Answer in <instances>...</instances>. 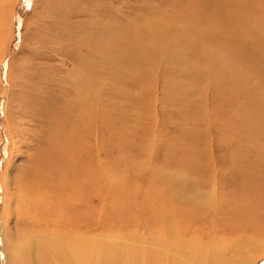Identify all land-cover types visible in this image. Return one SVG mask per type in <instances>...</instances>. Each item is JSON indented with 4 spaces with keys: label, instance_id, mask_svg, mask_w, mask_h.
Here are the masks:
<instances>
[{
    "label": "rangeland",
    "instance_id": "rangeland-1",
    "mask_svg": "<svg viewBox=\"0 0 264 264\" xmlns=\"http://www.w3.org/2000/svg\"><path fill=\"white\" fill-rule=\"evenodd\" d=\"M262 1L263 0H0V230L2 228L6 231L8 236L16 238L21 232V234H23L24 228H28L29 231L34 227H27V225H30V222H28L29 220L27 217H22V215L19 214L15 200L20 193L25 192L22 190L24 183L29 186V181L27 179L32 176V170L34 169L39 171L43 176H66L74 184H78L79 181L81 182L80 178H84L85 181L87 179L86 182H89L91 186L88 187L87 185H84V189L88 187L87 189L92 191L94 188L92 191L93 194L98 191L102 192L103 196H106L112 186L108 183H103V179L110 177L115 187L119 189L122 188L121 190H124L125 192H134L137 189L145 190L149 188H157L156 181H158L160 175L157 174L156 170L165 167V171H178L179 163H190L192 166L194 163H197L194 165L196 168L193 166L192 169L193 176L199 177L203 181L206 180L204 182L206 183L210 179L212 180V173L210 170L207 171V173L204 172L205 169L202 166V163L212 159L215 161L217 168L223 167L226 170L228 168V171H226L227 173L224 174V176L219 177L220 174H217L219 184L218 193L220 197L219 199H216L223 202L219 207L225 209L227 206L225 201L227 200H230V202L232 200H237L236 203L240 206V208L236 209L235 213H232L233 215L228 213L223 216V219L227 220V225L225 222V224H219L218 231L220 232H216L218 233L217 236L216 234L211 233L214 237L216 236L218 239L220 238V240L221 237L223 238V241H218V249L220 253L222 252L224 256L226 254V257L232 261H239L240 257L245 258L247 264H252L258 259V257L263 256L264 124L254 127V130L255 128L257 129L256 131L248 129V132H254L257 135L260 134V137L254 139L255 145H249V147L253 148L251 149L252 151H248V149H240V147L234 148L238 145L235 141L236 136H241L240 138L244 139V129L241 128V125H234L237 127L236 131L231 130L232 125L226 126V129H228L229 132L228 135L221 132L219 133V130L216 132V129L209 127V123L212 122L215 125L217 118L219 117H223L227 123H232L234 120L233 117L232 120L228 118L232 103L231 101L228 102V97L233 96L234 91L232 92L228 82H225L226 80L222 79L226 73L224 74L222 71L223 64L221 61L227 60L229 63V69L232 65L236 66L239 72L247 75L248 78H251L250 80L252 83L256 85L259 84L264 90V74H260L256 71V58L250 61L249 59L239 57L238 54H236V59H234V55L227 54L225 48L226 44H230L231 42L238 48L242 49L238 44L239 42L241 43L242 40L249 42L250 44V46L247 45L250 53L249 56H257V54L253 53L251 46L252 48L255 47L258 49L257 52H259V55L264 54V39L257 33L258 29L264 28V2ZM195 5H202L201 9H196V17H201V13L205 14L207 10L209 11L207 7L213 8L217 6H219V9H217L218 11L227 12V14H229L227 15L228 17L233 16L230 21L233 19L236 20L234 32L237 34L239 31L242 32L240 35L242 39L239 37V41L234 39L235 41L232 40L228 42V36L224 35L221 37L223 40L221 38H216V42H214L212 38L207 39L206 43L210 44L209 47L214 55L216 56L218 54L217 57H221L218 59L219 64L213 59L211 60L215 64H218L216 65L218 69L213 77L219 80L213 84H209L208 82L212 77L210 75L205 77L208 79L204 80L205 78L193 75L189 71V68L186 71H183V67L177 65V63H180V61H177L179 50H175L173 44L167 48L160 43L159 51L161 53L156 57L157 60L160 61H157L155 58L158 62L157 67L152 68L157 71L154 70L155 73L152 71L153 81H159L162 78L160 80L162 82L163 76L161 75L166 74L171 80H174L175 84L173 85L165 79L163 81L164 85L159 81L160 83H158L157 86L155 82V87H158V95L155 96L154 94V98H152V96L149 97L150 91L148 92V98L147 89L151 88L148 87V84L150 85L151 83L147 82L146 89L141 85L142 83L140 84L138 82L142 81L144 83V76L140 79L141 77H132L129 75L132 71L133 74H136V70H133L134 57L137 56L135 51L140 49L142 52L144 46L150 44L157 45V37H162V34H164L170 26H172V28L175 26H181L180 28L184 29V27L187 26L184 20V15L191 14L195 9ZM211 12L213 11L211 10ZM214 13H216V11H214ZM188 19L190 22L191 20L194 21L193 17H187L186 21H188ZM242 21L246 22L243 23ZM150 23L153 24L152 29H150L152 26ZM158 23L165 24L163 31L160 32L159 35L152 33V31L156 29V24ZM238 26L241 27L240 30L237 29L239 28ZM189 30L193 32L194 29L189 27ZM212 30L213 29L209 31L214 32V30ZM245 32L249 34H245ZM166 33L168 34L169 32L167 31ZM176 37L177 36L172 39L168 35V38H171L168 43H171ZM192 37L194 36L192 35ZM261 48H263V50ZM110 49H113L114 55L121 52L122 49L128 51L126 58L129 61L121 58V60L119 59L120 63L116 66H109L108 70L104 69L103 73L100 74L98 68L102 69V67L105 66L103 58L106 54L104 51H109ZM261 50L263 53H261ZM219 51H221V53ZM168 54L170 56L172 55V59H169ZM145 55H147V53ZM173 55L175 56V59ZM183 55L185 58H188L185 49ZM231 57L232 59H230ZM188 59L194 69L207 68L202 59L193 56ZM229 61H231L232 64H230L231 62ZM138 65L142 64L138 61ZM261 65H263V63L260 61L257 69L260 68ZM208 66L209 68H212L214 65L210 63ZM253 67H255V70ZM81 69L83 70V73ZM84 72H86L85 75ZM89 73L97 79V84L98 81L101 82L103 80V83L98 85L99 88L103 87L102 85L104 84V81L110 82V84L108 83L110 87L109 90L104 88V91H109V97L112 95V98H104V100H110L111 103L107 102V104L106 102H103V98L100 100L98 99L99 102L98 100L96 101L98 103H96V107L98 108V120L96 118H86V123H88L87 127L84 129L80 127L86 132L84 137L81 138V132L80 136L78 135V137H76L77 140L73 141V144L75 145L70 143L71 147L68 145V147H66L67 151L64 150L65 153L67 152V156L69 155L70 158L72 156L69 160L72 169L70 166L65 165V163H58L61 156L59 157V154L55 150L59 140L63 142L62 140L67 139V134L71 135L70 127L75 126L74 124L77 120L75 119L73 121V118L69 119L68 122L70 124L68 125L66 123L63 124V121L59 118L57 119L56 116L60 115L61 111H64L67 100L74 94L71 88L65 83H69V85L72 84L73 76L75 75L84 76L85 79L89 76ZM129 79L132 81H129ZM106 83L107 82L104 84L105 87ZM238 85L243 88L244 85H250V83H239ZM66 88H68V94H65L64 90ZM115 90H118V93L115 94ZM183 90L185 92H183ZM94 91H97V85H95L92 92L94 93ZM192 91L195 92V97L197 98L193 97L194 95L192 94ZM121 92L123 93L121 94ZM238 92L239 91H237V93ZM137 93L139 94L137 95ZM105 96L106 93L102 95V97ZM147 98L153 100L148 102ZM160 98L163 99L161 100ZM195 99L198 103L195 102ZM192 102H195L200 109L197 110ZM161 103H163V105ZM241 105L243 106H241V109L246 110L245 105L248 104ZM203 107H205L206 110ZM202 108L205 112L202 111ZM199 110L202 112L201 115H198ZM212 110L215 111V114L217 115L216 117L212 114ZM247 112L250 113L251 110L247 109ZM74 113L79 115V109L76 106L74 107ZM111 113L116 117H112ZM61 118H63V116ZM215 118L216 120H214ZM135 128L139 130H136ZM238 128H241V130ZM54 129H57V131L54 132ZM59 129H61V131H59ZM149 130H151L152 133ZM146 132L147 135L149 134V138H147ZM102 133H104V135ZM59 134H61L62 138ZM97 134L98 137L96 136ZM56 137L59 139L54 142L53 140H55ZM78 138H80V140H78ZM159 143L161 145H159ZM209 143L213 147L209 145ZM72 146H74V149ZM115 146L119 148H116ZM172 148L173 150H171ZM131 149L135 151H132ZM208 149H210V151ZM50 154L52 155L51 157L49 156ZM141 155H143V157ZM174 156L175 159L173 158ZM50 160L51 162H49ZM47 162H49V165H47ZM44 163L47 164L44 165ZM86 164H89L90 168L89 165ZM153 165H155V168ZM55 169L57 170L56 172L54 171ZM81 170L82 173L80 172ZM93 172H95L96 175ZM86 174L89 175L88 178ZM109 174L110 176H108ZM88 179L92 181H89ZM209 190L210 189L204 191L201 189L200 191L208 193ZM45 192L46 189H42L41 194H45ZM93 194L90 196L93 197ZM90 196L89 198L91 199ZM97 199L98 196L91 201L93 207L101 205L99 204V199ZM231 203L230 207H232ZM46 216L47 213L44 211L40 218H43L44 220ZM232 217H234V220H230ZM223 219H219V222ZM233 222L238 223V226L233 225ZM43 224H41L42 226L37 225L35 228L46 230L54 227L53 225ZM197 224L195 225H202V229L205 228V230L210 231L211 224L204 221L201 224ZM224 225L227 227L229 226V228L227 229ZM251 225H260L262 228L260 227L261 230L258 231V229H254ZM223 228H226L227 233H223ZM260 231L263 233L259 234ZM229 232L230 234H228ZM211 234L205 238L206 242L212 240V237L210 236ZM252 241L255 245L252 246V248L249 246L252 249L251 253H249L250 250L248 251L247 246ZM195 244H199V242L197 241ZM44 253L46 254L45 249ZM1 259H3V257ZM261 264H264V261L261 262Z\"/></svg>",
    "mask_w": 264,
    "mask_h": 264
},
{
    "label": "bare ground",
    "instance_id": "bare-ground-1",
    "mask_svg": "<svg viewBox=\"0 0 264 264\" xmlns=\"http://www.w3.org/2000/svg\"><path fill=\"white\" fill-rule=\"evenodd\" d=\"M262 2H264V0ZM214 6H216V5H214ZM218 7L219 6L213 7V8L207 7L209 9V11L207 10V12H205V14L201 13V17H198V16L196 17V9H198V10L201 9L202 5L201 6L195 5L194 6L195 9L191 14L184 15V17H185L184 20L187 24V26L184 27V29L180 28L181 26L180 27L175 26L174 28H172V26H170V28L167 30L169 32L168 34L166 33L167 32L166 31L164 34H162V37H160V36L157 37V39H158L157 45L150 44V45L144 46L142 48V52L140 51V49H137V51H135V54L137 56L134 57L133 70L134 71L136 70V74H133V71H132L129 75H131L132 77H134V76L135 77H141L140 79H142V77L144 76L146 82L144 81V83H143L142 81L141 82L138 80H136V81H138L140 84L142 83L141 85H143L146 89H147V82L151 83L150 85L148 84V87H151V88L147 89V97H148V92H150V91L151 92H150L149 97L152 96V98H154V94H155V96L158 95L157 94L158 87H155L154 84L156 82V84L158 86V83H160L161 82L160 80L162 79L161 78L159 80L160 81L159 82V81H153V78H152L153 77L152 71L155 70V69L153 70L152 68L157 67V63H158L157 61H160V60H157V58H156L161 53L159 51L160 43H162L163 46H166L167 48H168V46L173 44L175 46V50H179L178 55L177 54L176 55H177V59H178L177 61H180V63H177V65H181L183 67V69H182L183 71H186L189 68L190 69L189 71L193 75L200 77V78H205L208 75H210L212 77L209 79L210 81H208L209 84L216 83L219 80L217 78H214L213 75L216 74V70L218 69L216 65L219 64L218 59L221 57L218 58L217 53H216L217 54L216 56L214 55V53L211 51V49L209 47L210 44L206 43V41L208 38H212L214 40V42H216L215 41L216 38H221L222 35L228 36L227 37V38H229V39H227L228 42L232 41L234 39L236 41H239V37H240L242 32L239 31L241 28L239 26H238L239 28H237V29H239L238 30L239 33L237 34L234 32L236 20L233 19V20H231L232 21L231 22L230 19H232L231 17H233V16L228 17L227 15H229V14H227V12L225 13L223 11L220 12V10L218 11L217 10V9H219ZM211 10L213 12H211ZM214 11H216V13H214ZM221 13H223V14H221ZM187 17H189V18L193 17L194 21L191 20V22H190L189 19H188L189 22L186 21ZM149 22H151V21H149ZM244 22H246V21H244ZM152 23H150V24H152ZM152 27H153V24L150 27V29H152ZM163 27H165L164 23L156 24V29H154L152 31V33L159 35L160 32L163 31ZM189 27H191V29H194L193 32H191L189 30ZM211 29H213L214 32H210L209 30H211ZM246 32H245V34H249ZM257 33L260 37H262L264 39V28L258 29ZM168 35L172 39H173V37L175 38V36H177V37H176V39L171 41V43H168L171 40V38H168ZM192 35L194 37H192ZM165 42H167V43H165ZM0 43H1V40H0ZM241 43L239 42L238 44L241 46L242 49L238 48L237 46H235L231 42H230V44H226L225 48H226L227 54H232V55H234V57L236 54H238L239 57H245V58L249 59L250 61H252V59L256 58V62H257V65L255 66L256 71L260 74L261 73L264 74L263 73L264 72V68H263L264 67V54L259 55V52H257L258 49L255 47L252 48V46H251L253 53L257 54V56L256 55L249 56L250 53H249L248 48H247V45L250 46L249 42L241 40ZM243 44H244V46H243ZM156 46H158V47H156ZM263 48H261V49L263 50ZM184 49L186 50V54H187L188 58L193 56V57H196L198 59H202L206 63L205 64L203 62L204 65L207 66V68L206 69H203V68L194 69V67L191 65L190 60L188 58H185V56L183 55ZM224 51H225V49H224ZM104 52H105L106 56L103 58V61H104V64L106 67L103 66L102 69L98 68L99 69L98 71L100 74L103 73L104 69L108 70L109 66H116L118 63H120L121 58L129 61L126 58L128 55V51H126V50L122 49L121 52H119L115 55H114L113 49H110L109 51H104ZM219 52L221 53V51H219ZM146 53H147V55H145ZM261 53H263V51ZM258 55H259V58H258ZM171 56L168 54L169 59H172ZM155 58L157 61L155 60ZM174 59H175V56H174ZM212 59L215 62H217L218 64H215L213 61H211ZM230 59H232V57ZM234 59H236V57ZM259 60L263 63V65H261L260 68L257 69L259 62H260ZM138 61L142 65H138ZM221 62L223 64L222 65V67H223L222 71L224 74L226 73V75L222 79L226 80L225 82H228V84L231 87L230 89H232V92L234 91L233 96L228 97V102L229 101L232 102L231 106H230V110H229V114L231 117L228 114V118L231 120L234 118V120L232 123H227L223 117H221V118L219 117V118H217L215 125L212 122H210L209 127L216 129V132L219 130V133L221 132V133H225L226 135H228L229 132H228V129H226V126L232 125L231 130L236 131L237 127L234 125L235 124H239V126L241 125L242 126L241 128L244 129V132H243L244 139L240 138L241 136H238V137L236 136L235 141L238 143V145H236L234 148L240 147V149H248V151H252L251 149H253V148L249 147V145H255L254 139L260 137L259 136L260 134L257 135L254 132H248V129H250L252 131H256L257 129L255 128V130H254V127H258V125L264 124V90L262 87H260L259 84L256 85V84L252 83V81L250 80L251 78H248L247 75H244V73L239 72V70L236 66L232 65V66H230V69H229L228 68L229 63L227 62V60H224ZM229 62H231V61H229ZM210 63L214 65L212 68H209V66H208ZM230 64H232V62ZM102 65H103V63H102ZM173 65H175V64H173ZM243 67H245V66H243ZM255 67H253V69ZM220 69H222V68H220ZM159 70H161V69H159ZM168 70H170V69H168ZM155 71H154V73H155ZM82 73H83V70H82ZM85 74H86V72H84V75ZM73 75H75V74H73ZM161 76H163V81L165 79L167 82L169 81L171 84H173V85L175 84L174 80H171L168 76H166V74L161 75ZM73 77L74 78H73L72 84H70V85H69V83H65V84L71 88V90H72V92H74V94L72 97H70L67 100V102L65 104L66 108L64 107V111H61V114L57 115L56 118L57 119L59 118L61 121H63V124L66 123L68 125L70 124L68 121L71 118H73V121L75 119L77 121H75L76 122L74 124L75 126L70 127L71 135L67 134V137H66L67 139L65 138L66 140H62L63 142H61V140L58 141V139H59L58 137H56V139L53 140L54 142L58 141V143H57L58 145H57V148L55 150L59 154V157L61 156L60 161L58 163L61 164V162H62L63 164L65 163V165H68V166H70L69 160L72 158V156L70 158L69 155L68 156L66 155V153H67V152L65 153V151H67L66 147H68V145H70V143H72V145H75V144H73L74 143L73 141L77 140L76 137H78V135L80 136L81 132H82L81 138L84 137L86 132H85V130H82L80 127H82L83 129L85 127H87L88 123H86L87 122L86 118L87 119L96 118L98 120V118H97L98 117V108L96 107V103H97L96 101L98 99L100 100L102 98H103V100H104V98H110V99L112 98V95H111V97H109V95H110L109 91L108 92H107V90L104 91V88L109 90V88H110L108 85V83L110 84L109 81H104V84H105V82H107L106 87L103 84L102 85L103 87L99 88L98 85L103 83V80L101 82L98 81V84H97V79H95L93 76H91V73H89V76L85 79H84V76H80V75L79 76L75 75ZM206 79H208V78H205L204 80H206ZM130 80L131 79H129V81ZM152 81H153V83H152ZM163 81L161 82V84H163ZM222 83L224 84L223 81H222ZM239 83H244V84L250 83V85H244L242 88V87H240V85H238ZM95 85H97V91H94V93H93L92 91H93ZM119 85H120V83H119ZM216 87H217V85H216ZM68 88H66L64 90L65 94H68L67 93ZM167 89H169V88H167ZM238 89H240V90H238ZM171 91H172V87H171ZM237 91H239V92L237 93ZM123 92H121V94ZM131 92H133V91H131ZM144 92H146V91H144ZM183 92H185V91L183 90ZM104 93H106V96L102 97V95ZM116 93H118V90H115V94ZM138 94L139 93H137V95ZM192 94L194 96L193 95H191V96L195 97V92H193ZM65 96H69V95H65ZM145 97H146V94H145ZM161 97H163V96H161ZM183 97H185V96H183ZM205 97H206V95H205ZM195 98H197V97H195ZM99 100H98V102H99ZM115 100H117V99H115ZM134 100H136V99H134ZM152 100L153 99H150V100L148 99V102H151ZM137 101H138V99H137ZM212 101H214V100H212ZM103 102H106V104H107V102H110V100H104ZM195 102H197L196 99H195ZM195 102L194 103L192 102V104H194V106L197 108V110L200 109L199 106H197L195 104ZM224 102H226V101H224ZM129 104H131V103H129ZM147 104H149V103H147ZM161 104L163 105V103H161ZM164 104H165V102H164ZM241 104H248V105H245L246 110L241 109V106H242ZM137 105H138V103H137ZM75 106L79 109V115L74 113V107ZM114 106H116V105H114ZM114 106H113V108H114ZM100 107H101V105H100ZM205 107H203V108L205 109ZM196 108H194V109H196ZM155 109H156V107H155ZM189 109H190V107H189ZM204 109L202 110L203 112H205V110H206V109L205 110ZM222 109H220V110H222ZM247 109L251 110V112L250 113L247 112ZM133 110H134V108H133ZM111 111H112V109H111ZM104 112H105V109H104ZM201 114H202V112L199 110L198 115H201ZM212 114L215 115V117L217 116L215 114L214 110H212ZM224 114H223V116H224ZM99 115H100V113H99ZM111 115H112V113H111ZM62 116H63V118H61ZM104 116H106V115H104ZM112 117H116V116L112 115ZM236 117H237V119H236ZM197 118H198V116H197ZM197 120H196V122H197ZM214 120H216V118ZM88 121H90V120H88ZM204 122H206V121H204ZM102 125H105V124H102ZM120 125H121V123H120ZM131 128H132V126H131ZM143 128H145V127H143ZM241 128H238V129L241 130ZM135 129L139 130L137 128H135ZM174 129H175V126H174ZM86 130H88V129H86ZM146 130H148V129H146ZM154 130H153V132H154ZM53 131L56 132L57 129H54ZM59 131H61V129H59ZM96 131H98V130H96ZM149 131L151 132V130H149ZM111 132H112V130H111ZM137 133H138V131H137ZM102 134L104 135V133H102ZM59 135L61 136V134H59ZM146 135H147V132H146ZM148 135H147V138H149ZM152 135H150V136H152ZM194 135H196V134H194ZM55 136H53V137H55ZM88 136H89V134H88ZM96 136L98 137V134ZM124 136H126V135H124ZM61 138H62V136H61ZM216 138H217V136H216ZM140 139H141V137H140ZM78 140H80V138H78ZM158 140H159V138H158ZM106 141H108V140H106ZM146 142H148V141H146ZM211 142H212V140H211ZM141 143H142V140H141ZM141 143H139V144H141ZM152 143H153V141H152ZM160 143H159V145H161ZM210 143H209V145L212 144V143L211 144ZM54 145H56V144H54ZM80 145H81V143H80ZM108 145H110V144H108ZM209 145H208V147H209ZM117 146H115V147L119 148ZM147 146H148V144H147ZM178 146H180V145H178ZM70 147H71V145H70ZM72 147L74 149V146H72ZM182 147H183V145H182ZM86 148H89V147H86ZM96 149H98V148H96ZM49 150H51V149H49ZM81 150H83V149H81ZM110 150H112V149H110ZM152 150H153V148H152ZM171 150H173V148ZM208 150L210 151V149H208ZM70 151H71V149H70ZM132 151H135V150H132ZM206 152H208V151H206ZM196 153H197V151H196ZM94 154H95V152H94ZM140 154H142V153H140ZM259 154H260V152H259ZM130 155H133V154H130ZM248 155H249V152H248ZM49 156L51 157L52 155L50 154ZM141 156L143 157V155H141ZM90 157H92V156H90ZM90 157H89V159H90ZM139 157H138V159H139ZM209 157H211V156H209ZM116 158H117V156H116ZM173 158L175 159V156ZM261 158H260V160H261ZM53 159H54V157H53ZM152 160H153V156H152ZM73 161H75V160H73ZM263 161H264V159H263ZM49 162H51V160ZM49 162H47L48 164L47 163L46 164L49 165ZM107 162H108V160H107ZM36 163H37V161H36ZM78 163H80V162H78ZM85 163H87V162H85ZM98 163H99V161H98ZM172 163H174V162H172ZM38 164H39V162H38ZM46 164L44 163V165H46ZM89 164H86V165H89ZM120 164H121V162H120ZM164 164H166V163H164ZM195 164H197V163H194V165ZM150 165H151V161H150ZM154 166L155 165H153V167ZM193 166L190 163H185V164L179 163L178 164V167H179L178 171H174V172L165 171L166 170L165 167L159 168L156 170L157 174L160 175L158 181H156V185L158 186L157 188H152V189L149 188V189H145V190H141V189L138 190L137 189L134 192H125L124 190H121L122 188L121 189L116 188L114 183L111 181L110 177H108L106 179H103L104 180L103 183H108L112 187L106 196H103L102 192H98V191H96V193L93 194L92 191L94 190V188L92 191L90 189H87L89 186H91L89 184V182L88 183L86 182L87 179L85 181L84 178H80L81 182L79 180H77V181H79L78 184L77 183L74 184L66 176L65 177H61V176L52 177L50 175L43 176L36 169L32 170V176L27 179L29 181V186H27V184L24 183L22 190H24L25 192L21 191L22 193H20L19 196L15 200H16V205H17L16 208H17V211L19 212V214L22 215V217H27L29 220L28 222H30V225H27V227H30V226L31 227L34 226V227H32V229H30L29 231H28V228H24L23 234H21L22 233L21 232L16 238H14L13 236H8L6 234V231H4L1 228V230H0V264H247V262H245L246 261L245 258L240 257L239 261L238 260L232 261L231 259L226 257V254L224 256V254H222V252L220 253V251L218 249V244H219L218 241L220 240V238L218 239L216 237L218 235V233H216V232L218 231V228H219L218 226H220L219 224L224 223V222L226 223V221H227V220L223 219V216L228 214V213H231V214L235 213L236 209L240 208L238 203H236L237 200H232L231 201L232 203L230 202V200H227V201H225V204H227L226 208L225 209L221 208V207H219V205H222L223 202L218 201L216 199V198L219 199V197H220V195L218 193V185L219 184H218L217 174H220L219 177L224 176V174L227 173L226 171H228V168H227V170L223 167L217 168L215 161H213L212 159H210L206 162H203L202 166L205 169L204 172L207 173V171L210 170V172L212 173V180L210 179L211 181L209 180L208 182L204 183L206 180L203 181L201 178L193 176V172H192ZM59 167H62V166H59ZM70 167L72 168V166H70ZM70 167H68V168H70ZM89 168H90V165H89ZM156 168H157V166H156ZM194 168H196V167L194 166ZM75 169H76V167H75ZM93 169H94V167H93ZM114 169H115V167H114ZM184 170H187V171H184ZM54 171L56 172L57 170L55 169ZM156 171H155V173H156ZM80 172L82 173V170ZM93 173H95V172H93ZM34 174H35V176H34ZM95 175H96V173H95ZM88 176L89 175H87V178H88ZM108 176H110V174ZM89 181H92V180H89ZM94 184H96V183H94ZM84 185H87L88 187L86 186L87 188L84 189ZM97 188H98V186H97ZM97 188H96V190H97ZM42 189H46L45 194H41ZM201 189L204 191H206L208 189H210V190L208 191V193H204L203 191H200ZM91 194H93V197H91L92 196ZM89 196L91 197V199L89 198ZM97 196L99 199V204H101V205L93 207L91 204V201L94 198H96ZM238 202H239V200H238ZM230 203H231L232 207H230ZM44 211H46L47 216L43 220V218L41 219L40 217L42 216ZM87 211H88V213H87ZM219 219H223V220L219 222ZM230 220H234V217H232ZM203 221L211 224L210 231L205 230V228L202 229V227H201L202 225H199V226L195 225L197 223L201 224ZM43 223H45L46 225H53L54 227H52V229H46V230H42L40 228H38V229L35 228V227H37V225L42 226L41 224H43ZM233 223H234L233 225L238 226V223H235V222H233ZM226 225H227V223H226ZM226 225H224V226H226ZM251 226L256 230L258 229V231L261 230L260 225H251ZM228 228H229V226L227 227V229ZM223 230H224L223 233H225L226 228L225 229L223 228ZM191 231H193V232H191ZM218 232H220V231H218ZM233 232H235V231H233ZM211 233L216 234V236L214 237L213 234H211ZM237 233H238V231H237ZM239 233H240V230H239ZM262 233L263 232H261V231L259 232V234H262ZM209 234H211L210 236L212 237V240L206 242L205 238H207L209 236ZM228 234H230V232ZM226 236H228V235H226ZM229 237H227V238H229ZM209 239H211V238H209ZM222 239L223 238L221 237V240ZM197 241L199 242V244H195V242H197ZM252 242L247 246L248 251L250 250L249 253H251V251H252V249H251L252 246L255 245V243L254 242L252 243ZM225 245H226V243H225ZM257 247H259V246H257ZM44 249L46 250L47 255L44 253ZM241 253H244V252H241ZM207 254H208V256H207ZM241 256H243V255H241ZM2 257H3V259H1ZM258 259L252 264H261V262L264 261V255L261 257H258Z\"/></svg>",
    "mask_w": 264,
    "mask_h": 264
}]
</instances>
